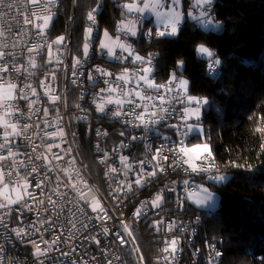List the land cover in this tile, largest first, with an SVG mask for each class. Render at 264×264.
Masks as SVG:
<instances>
[{
    "label": "built area",
    "instance_id": "1",
    "mask_svg": "<svg viewBox=\"0 0 264 264\" xmlns=\"http://www.w3.org/2000/svg\"><path fill=\"white\" fill-rule=\"evenodd\" d=\"M214 2L210 9L213 17ZM62 10L60 0H0V53L6 54L3 60L8 61L10 68L14 59L15 68L23 73L13 70L0 81V85H17L12 98L0 100V143L8 139L15 154L9 156L8 148L0 150V155L5 157L0 160V188L19 187L24 197L10 204L0 194V205H5L0 208V260L3 264H138L136 247L142 264H218L221 256L217 257L216 252L222 255L219 241L201 235L207 213L190 205L187 195L198 191L206 177L222 174L212 155L179 152L180 147L190 146V137H184L181 144V137L171 125H184L181 117L185 114V102H177L174 93L178 90L173 88L169 92L168 82L173 73L180 79L182 74L176 67L164 83H159L153 68L149 79L160 87L150 88L140 79L146 63L133 61L135 56H140L147 62L150 56L155 57L154 53L140 54L128 41L130 37L118 27L114 35L120 38L119 43L124 42L130 48L132 56L117 49L115 53L121 59L108 58L92 42L87 57L83 54L70 60V53L67 59L69 39L63 37L61 44L52 47L50 62L46 64L49 28ZM96 14L97 11L95 23L88 21L86 26L93 29V40L98 30ZM49 15L52 19L41 32L37 25L42 27L44 17ZM77 59L81 65L74 68ZM207 65V74L216 77L220 66L209 74ZM96 67L110 75L102 76L95 71ZM27 84L36 89V95L28 89V98L21 99L18 89ZM52 97L57 99L53 101ZM100 104L104 111L97 110ZM116 112L121 115H115ZM140 115L143 123L136 119ZM153 120L158 122L152 123ZM13 124L16 132H21L26 124L29 128L24 135L17 136ZM61 130L63 136L51 135ZM80 130L91 135L92 153L100 169V187L91 181L78 156L74 140ZM5 133L9 135L5 137ZM53 154L62 159H56ZM36 156L40 159L36 160ZM191 164L209 170L192 172ZM36 166L40 167V173L29 175ZM138 179L140 185L136 184ZM41 180L42 188L35 187ZM185 180L189 182L187 185ZM26 182L27 191L35 199L25 195ZM157 195L162 199L159 207H153ZM49 197L56 202L55 207L48 203ZM97 204L100 208L93 211ZM171 225L175 227L170 228ZM21 228L33 235L22 233L18 237L16 232ZM105 228L109 230L107 234ZM143 233L149 235L147 250ZM119 235L128 243L122 245ZM42 239L47 243H42ZM173 239L179 242L176 251L165 252ZM55 240L58 243H53ZM36 244L41 250L47 249L43 256L36 255Z\"/></svg>",
    "mask_w": 264,
    "mask_h": 264
},
{
    "label": "trees",
    "instance_id": "2",
    "mask_svg": "<svg viewBox=\"0 0 264 264\" xmlns=\"http://www.w3.org/2000/svg\"><path fill=\"white\" fill-rule=\"evenodd\" d=\"M60 1L63 10L52 21L48 42L60 35L68 38L70 60L84 54L88 14L93 9L98 22L93 46L103 30L114 35L126 17L121 0ZM213 18L220 24L217 30H205L186 18L177 38L157 39L153 33L149 38L148 33L140 32L128 41L142 55L154 53L159 83L183 60L179 72L189 81L188 93L209 101L200 123L226 180L220 184L204 181L216 193L218 206L214 212H206L201 235L219 241L222 255L218 264H264V0H215ZM200 44L221 61L216 77L206 72L209 58L195 51ZM66 87L68 91L67 83ZM74 143L89 178L100 187L91 135L80 130ZM148 237L142 234L146 250ZM147 260L151 262L150 257Z\"/></svg>",
    "mask_w": 264,
    "mask_h": 264
},
{
    "label": "snow or ice",
    "instance_id": "3",
    "mask_svg": "<svg viewBox=\"0 0 264 264\" xmlns=\"http://www.w3.org/2000/svg\"><path fill=\"white\" fill-rule=\"evenodd\" d=\"M180 3H181V0H172V7L174 9H177V11L175 12V15H174V18H173V22L171 23V26L169 28V26H165L163 30H157L155 32V36L157 39H161V38H169V39H172V38H177L179 36V33H180V30H181V27H182V22L184 20V16L183 14L178 10L179 9V6H180ZM211 5H212V0H196V7H198L200 9V12H199V16H193L192 13H189V17H191L193 20H195L197 22V24L200 25V27H202L203 29L205 30H217L220 28V24L218 22H214V18L211 14ZM9 8L12 7L11 4L8 5ZM126 8L129 9V11H132L134 10L132 8V6L130 5H125ZM145 7H147V5H145ZM136 11H140V12H143L144 9L143 8H139V9H135ZM96 11V9H93L92 12H90L88 14V20L95 23V16H94V12ZM52 19V16L49 15V16H46L44 17V23H43V26L41 27L40 25H37L38 28H40L41 32L43 31V28H46L48 26V23H49V20ZM26 22H30V18H26ZM130 31V34L132 36H136L137 33L135 30H129ZM87 32H88V37H87V42L84 44V56L87 57L89 55V45L93 42V37H92V33H93V29L91 27H89L87 29ZM128 33L126 32L125 35H127ZM108 33L105 32V36H107ZM148 36L149 38L152 37V32L149 31L148 33ZM63 37L59 38L56 43L57 44H61L63 42ZM119 37H117V40L119 41ZM119 47V49L122 50V52H126L128 53V56H132L133 53L132 51L130 50V48L128 46H126V44L124 42H120L118 43L117 45ZM101 48H107V56L108 57H115L116 59H121V57L117 56L116 53L114 52L113 48L112 47H109L108 45L106 44H101ZM34 51V49H29V52H32ZM195 51L202 55V56H207L209 58L208 60V65H207V68H208V72L209 74H211L218 65H220L221 61L219 59H214V53L212 51L209 50L208 47H205L203 44L199 45L196 47ZM6 54L5 53H0V81H3L4 79V74L5 73H10L11 71H16L18 74H23L21 72V69L19 68H15V60L13 59V64H12V67L10 68L9 67V64H8V61L7 60H3V57L5 56ZM155 59L154 56H150L147 60V62H145V59L143 57H140V56H135L134 58V61L133 62H140L142 65H144L146 63L147 66H144L141 71L144 73L143 76L140 77L141 80L145 81V83H147V85L150 87V88H156L157 90H159V87L160 86H157L153 83V81L151 79H149V74L152 73L153 71V68H154V65H152V60ZM123 60H127V57H123ZM81 65V61L79 59L75 60V63L72 65V67L76 68L78 66ZM183 65H184V61L183 60H179L177 61V70H182L183 69ZM32 67H35V64L33 63ZM26 71V69H25ZM95 71L100 73L102 76H108L110 75L109 73L101 70L99 67H96L95 68ZM88 79L91 80L93 79L92 75L89 73L88 75ZM119 79V78H118ZM75 83V80L73 81ZM43 83V82H42ZM168 91L169 92H172L173 91V88L177 89L178 91H175L174 93V98L177 100L178 103H184L185 100V96H186V99H187V103L190 104V105H195V107H192V108H185L184 110V116L181 117V119H183L185 121L184 125L181 127V126H176V125H171V127L175 128L176 129V132H177V135L181 137V144L184 143V137L188 136L189 133H191L197 126L196 125H193V124H189L187 123V120L188 119H195L197 121H199L200 117H201V109H202V106L203 105H206L209 103V101L206 99V98H196L194 96H191V95H187L188 93V88H189V81L186 80V79H180L177 77V75L175 73L172 74L169 82H168ZM9 88L11 89H16L17 88V85L15 84H10L8 85ZM28 89H31V93L32 95H36V89L35 88H32L31 84H27V85H24L23 87H20L18 89V92L20 93V98L21 99H27V90ZM137 96H139V92L136 93ZM53 101H55L57 99V97H52ZM111 99L108 100V103H111ZM30 103H34V101H30ZM117 103H119V101H117ZM138 106V105H137ZM97 110L98 111H104V106L103 104H100L97 106ZM133 112H135V109H133ZM44 114L45 116H47L48 114V109H45L44 110ZM115 115L119 116L121 115L120 112H116ZM137 120H139L141 123L144 122V118H143V115H140V116H137L136 117ZM158 121L157 120H153L152 123H157ZM12 129H13V132H15V134L17 136L19 135H24L26 132H27V129L29 128V125H24L23 129L21 132H16V125L13 124L11 125ZM9 134L8 133H5V137H7ZM51 135H59V136H63L64 133L63 131H59V132H54V133H51ZM133 139H135V137H133ZM167 139V138H165ZM57 147H59V145H57ZM203 148V151L205 153H207V157H211V151L208 147L207 144H204L203 146H201L200 144H197L195 145V147L193 149H189V148H185V147H180L179 148V152H182L184 153L185 155H187V153L189 151H194L196 149H200V148ZM5 148H8V155L9 156H13L15 155L10 147H9V141L8 139H5V141L3 143H0V150H4ZM51 150V147L49 146V151ZM33 152L36 151V147L33 146V149H32ZM158 153H159V149L157 150ZM175 155V153H173ZM55 156L56 159H62V157H60L58 154H53ZM207 157H205V159H207ZM156 157H153V159H155ZM5 159L4 156L0 155V160H3ZM30 159H32L30 157ZM36 160H39L40 157L39 156H36L35 157ZM164 159H167V157H164ZM143 163V162H142ZM184 163H188V161H184ZM177 167H179V165H177ZM191 167V170L192 172H197V171H208L209 168L208 167H200L196 164H191L190 165ZM163 170V169H161ZM41 171L40 167L39 166H36V167H33L32 168V173H30L29 175H33V174H39ZM185 171H188V169H185ZM152 175H154L155 173H151ZM11 174H9L10 176ZM0 178H2V176H0ZM45 179H49L50 180V177H47L45 176ZM59 179V178H58ZM211 179H214L215 181L217 182H223L226 177L223 176V175H215V176H212ZM141 181L138 179L136 181V184L137 185H140ZM189 182L187 180L184 181V184L187 185ZM42 185H43V180H41V183L40 184H36L35 187L37 188H42ZM28 183L26 182L23 186V190L25 192V195L28 196V198H31V199H35L34 195L30 192L27 191L28 189ZM75 187V186H73ZM15 190V189H14ZM169 191H172V189H169ZM200 191L203 193V195L196 199L194 202L198 205V206H204L206 205L207 203L211 202L214 197H213V194L211 192L208 191L207 188H200ZM191 196L192 194L189 193V196L187 197L188 199H191ZM24 197L21 196L18 198V200H23ZM81 199H84V196H83V192L81 191ZM162 197L157 195L156 199L152 202V205L153 207H159V202L161 201ZM18 201H9V203H16ZM68 203H71V201H67ZM41 203H43V201H41ZM48 203L50 205H52L53 207L56 206V202L53 201L50 197H49V200H48ZM180 205H178L179 207ZM5 207V205H0V208H3ZM25 207L28 209V211H31V207H29L27 205V203L25 202ZM97 208H100L99 204H97L94 208H93V211H96ZM45 211H47V209H45ZM81 211L83 212V209H81ZM101 212H103L104 210L103 209H100ZM86 215V219L90 220L91 218L90 217H87V214L85 213ZM105 216H107V213L105 212L104 213ZM137 215H140V211L138 210L137 211ZM100 218V217H98ZM0 220H2V217H0ZM85 227H87V225H85ZM171 227H175V225H171ZM125 229H127V226L125 225ZM47 230V229H46ZM108 229L105 228L104 229V232L105 234L108 233ZM24 233L28 236H31L33 235V233L31 232H26L25 229L21 228L19 229L17 232H16V235L18 237H21V234ZM128 235H131V233H128ZM121 244H127L128 241L123 237V235H119L117 237ZM85 239H87V237H85ZM42 243H47V241H43V239L41 240ZM33 243H35L33 241ZM53 243H58V240H55L53 241ZM96 243L99 244L100 241L99 240H96ZM178 240H175L173 239L171 242H170V245L169 247H166L164 249L165 252H169V250L171 249L172 252H175L176 251V245L178 244ZM45 251H47V249H44V250H41L40 248V245L39 244H36V255L38 256H43ZM216 256L219 257L221 256V253L219 251L216 252ZM117 259H119V257H117ZM0 264H3V261L0 260Z\"/></svg>",
    "mask_w": 264,
    "mask_h": 264
},
{
    "label": "crops",
    "instance_id": "4",
    "mask_svg": "<svg viewBox=\"0 0 264 264\" xmlns=\"http://www.w3.org/2000/svg\"><path fill=\"white\" fill-rule=\"evenodd\" d=\"M125 8L126 17L120 20L117 27L121 33H128L127 36L134 37L130 34L129 30H135L136 33L144 32L149 33L151 31L154 35L157 30H163L166 25L171 26L173 18L177 9L172 7V0H121ZM193 0H181L179 11L183 14L184 20L188 18L192 22L197 24L195 20L189 17V13H192L193 16H199L200 9L192 4ZM187 3V4H185ZM125 5H130L134 10L129 11ZM147 5V7H145ZM143 8L144 11H136L135 9ZM183 20V21H184ZM159 26V28L157 27ZM147 31V32H145ZM113 36L112 44L109 47H112L114 52L119 49L118 41L115 35ZM102 51L107 53V48ZM108 57V56H107ZM109 58V57H108ZM199 195L203 193L199 190ZM202 207V206H196Z\"/></svg>",
    "mask_w": 264,
    "mask_h": 264
},
{
    "label": "rangeland",
    "instance_id": "5",
    "mask_svg": "<svg viewBox=\"0 0 264 264\" xmlns=\"http://www.w3.org/2000/svg\"><path fill=\"white\" fill-rule=\"evenodd\" d=\"M192 4L193 6H196V0H193L192 1ZM159 28V26H157ZM164 28V27H163ZM105 30L102 31L101 35L99 36L98 40H97V43H96V46H97V50H100L101 48V44H106L108 46H110L112 43V40H113V36L109 33L107 36H105ZM147 32V31H145ZM201 45V44H200ZM199 46V45H198ZM83 49H84V46H83ZM103 50H105L106 48H101ZM198 54V53H197ZM200 57H203V58H208L207 56H202L200 54H198ZM181 79H186L185 77H181ZM187 80V79H186ZM9 84H2L0 85V100H6V99H9V98H12L13 95H14V89H11L8 87ZM187 95H190L189 93H187ZM193 96V95H191ZM108 97V96H107ZM196 98H200V97H197V96H194ZM192 107H195V105H190L187 103V99L185 98V105L183 106V112L185 110V108H192ZM207 108V104L206 105H203L202 106V109H201V117H202V114H203V110ZM200 117V118H201ZM187 123L189 124H193V125H196L197 127L191 132L188 134V137H191L192 138V141H191V144L190 146L188 147L189 149H193L195 147V145L197 144H200L201 146H203L204 144H207L210 151H211V146L209 143H207L204 139V136H203V125L202 123H200V119L199 121L195 120V119H188L187 120ZM191 153H198V154H207L203 151V148L201 147L200 149H196L194 151H189ZM211 154H212V151H211ZM212 176H209V177H206V180H208V182H213L215 184H220V183H223L225 182V180L223 182H217L215 181L214 179H211ZM202 183V182H201ZM200 183H198V187H200ZM201 188H207L209 192H211L213 194V197L214 199L207 203L206 205L202 206V207H198L202 210H204L205 212H214L216 209H217V206H218V197L216 195V193H214L212 190H209V188L207 186L204 185H201ZM15 189V190H14ZM200 190V189H199ZM198 190V191H199ZM198 191H192V192H189L192 194L191 196V199H188V202L190 205L196 207L197 204L194 202L196 199L200 198L202 195H199ZM189 193L187 195V197L189 196ZM0 194L4 197H6L7 199H9V201H20L18 200L19 197L23 196L22 195V192L21 190L19 189V187H1L0 188ZM0 201H2L0 199Z\"/></svg>",
    "mask_w": 264,
    "mask_h": 264
},
{
    "label": "water",
    "instance_id": "6",
    "mask_svg": "<svg viewBox=\"0 0 264 264\" xmlns=\"http://www.w3.org/2000/svg\"><path fill=\"white\" fill-rule=\"evenodd\" d=\"M73 21V19H72ZM63 37L62 35L58 36L56 39H53L51 42H49L47 44V48H46V64H49L50 62V59H51V49L53 46L57 45L56 41ZM70 41H69V44H68V50H67V59H69V53H70ZM85 167V166H84ZM134 250H135V253H136V256H137V260H138V264H142V261L140 260V256H139V253H138V250L136 247H134Z\"/></svg>",
    "mask_w": 264,
    "mask_h": 264
}]
</instances>
